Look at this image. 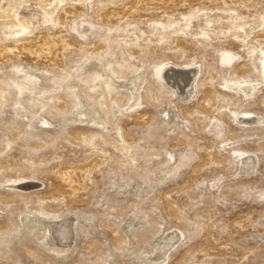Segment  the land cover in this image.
I'll use <instances>...</instances> for the list:
<instances>
[{"label": "rangeland", "instance_id": "obj_1", "mask_svg": "<svg viewBox=\"0 0 264 264\" xmlns=\"http://www.w3.org/2000/svg\"><path fill=\"white\" fill-rule=\"evenodd\" d=\"M0 264H264V0H0Z\"/></svg>", "mask_w": 264, "mask_h": 264}]
</instances>
